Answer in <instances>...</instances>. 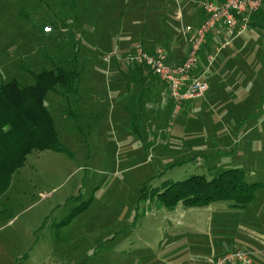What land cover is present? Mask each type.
Masks as SVG:
<instances>
[{"label":"rangeland","instance_id":"rangeland-1","mask_svg":"<svg viewBox=\"0 0 264 264\" xmlns=\"http://www.w3.org/2000/svg\"><path fill=\"white\" fill-rule=\"evenodd\" d=\"M161 3L179 8V0H0V85L30 86L44 70L72 68L78 47L81 96L64 99L57 88L45 98L65 151H32L0 195V264H155L151 253L163 247L171 216L182 212L192 218L223 210L235 234L250 222L264 229V32L248 28L231 47L212 52L202 80L220 68L225 91L218 101L165 112L155 92H147L151 103L137 102L142 83L134 97L127 93L104 42L120 41L122 29L134 37L165 22L185 39L183 20L169 7L165 14ZM124 56L118 55L121 68ZM230 169L263 186L244 208L215 202L167 210L156 196L140 198L145 184L159 191Z\"/></svg>","mask_w":264,"mask_h":264},{"label":"trees","instance_id":"trees-1","mask_svg":"<svg viewBox=\"0 0 264 264\" xmlns=\"http://www.w3.org/2000/svg\"><path fill=\"white\" fill-rule=\"evenodd\" d=\"M248 28L264 32V4L249 17ZM218 39L213 32L207 34L198 53L193 77L208 65V58L218 48ZM75 45H79V42ZM78 55L77 47L74 49L75 66L44 70L34 75L33 85L20 87L15 80L0 85V195L8 190L13 173L24 166L26 157L32 151H65L58 141L45 98L57 88L61 89L64 99L76 95ZM131 66L148 70L140 65ZM147 187L148 184L143 186L141 199L156 196L159 207L173 210L179 205L204 208L215 202H228L231 208H244L253 201L255 191L263 186L260 183H246L241 170L230 169L211 179L196 175L182 182L165 183L159 191L152 189L151 192Z\"/></svg>","mask_w":264,"mask_h":264},{"label":"crops","instance_id":"crops-1","mask_svg":"<svg viewBox=\"0 0 264 264\" xmlns=\"http://www.w3.org/2000/svg\"><path fill=\"white\" fill-rule=\"evenodd\" d=\"M182 1L179 0V8H173L163 3L160 6H165V14L166 9L169 7L168 13L173 14V18L183 20L181 27L182 33H185V39L180 37L171 22H165L163 27L158 26L157 28L150 27L149 24L150 29L148 32L142 35H137L134 32V37H132L133 31L131 32L129 30L126 32L125 29H122L121 33H124V35L120 41L116 40V42L114 40L112 41L111 37H108L109 35H107L108 39L104 38V42L111 44V56H114L117 61L114 64L115 67L119 71H122L125 88L126 86L128 88H126L127 93L133 92L131 97H134V92L138 90V84L142 83L144 86L143 93L141 94L139 90V94L136 96L137 102L140 104L143 100H147V102L151 103L152 97H148L147 92H155L157 95H161V108L163 111L166 109L165 112L171 109L176 111L168 88L161 84L148 70L131 66L125 62L124 67L121 68L118 63V55L124 56L134 45L138 44L146 52L150 53L156 48H163L167 54L169 64H181L187 52L186 39L188 35L186 32L194 31L205 18V14L197 0H188L189 3L186 2L187 0H184L185 4ZM156 2H159V0H156ZM190 2L193 3L192 6H190ZM88 32L89 28L85 32V35ZM83 41L84 43H88L85 37ZM219 69L216 66L213 73H209L208 83L205 81L208 89L203 97L183 102L179 109L180 111L185 107L189 110H195L197 104L207 99L218 101L223 96L221 92L225 90L224 84L220 83L221 81L219 80ZM130 83L134 84L131 85ZM145 90L147 91L145 92ZM76 97L81 100L80 92L77 93ZM125 97L123 95V99ZM211 211L213 210H206L202 214L197 213L192 218L186 217V214L189 212H182L177 217L171 216L173 221H169L168 230L166 231L164 239L161 241L163 247L159 251H153L149 259L155 264H189L188 261L192 257L195 259V263L193 264H206V259L210 256L222 255L225 252L238 248L245 251L252 264H264V229L258 228L255 231L250 222L248 226L243 228L237 226L240 228V234H235L231 221L223 218L224 216L228 218L223 214V210H217L212 214ZM191 213L194 214V212ZM205 227H208V229ZM204 252L205 254H203Z\"/></svg>","mask_w":264,"mask_h":264},{"label":"built area","instance_id":"built-area-1","mask_svg":"<svg viewBox=\"0 0 264 264\" xmlns=\"http://www.w3.org/2000/svg\"><path fill=\"white\" fill-rule=\"evenodd\" d=\"M264 4V0H205L199 3L205 18L194 31L186 32L187 52L181 64L168 63L167 54L163 48H156L154 52H146L142 46L134 45L124 56L123 61L130 65H140L148 69L158 81L168 88L170 98L179 110L182 103L203 97L208 87L202 80L205 71L192 76L198 64V53L205 42L208 33L213 32L217 38H223L221 47H231L232 41L248 29L249 17L256 13ZM51 30L45 27V33ZM213 58H208V63ZM109 56L103 57L108 63ZM252 264L247 254L240 249L231 250L218 256H210L206 264Z\"/></svg>","mask_w":264,"mask_h":264}]
</instances>
